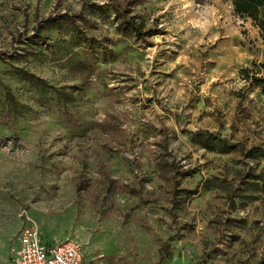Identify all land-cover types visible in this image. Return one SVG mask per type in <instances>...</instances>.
Returning a JSON list of instances; mask_svg holds the SVG:
<instances>
[{
	"label": "rangeland",
	"instance_id": "1",
	"mask_svg": "<svg viewBox=\"0 0 264 264\" xmlns=\"http://www.w3.org/2000/svg\"><path fill=\"white\" fill-rule=\"evenodd\" d=\"M130 2L153 29L146 42L118 33L109 0H0V264H11L27 215L47 240L83 242L87 264L264 259V158L248 153L264 148V91L243 79L264 72L259 29L230 0ZM68 10L100 46L90 89L67 108L39 105L20 68L73 81L55 31L43 46L27 38ZM7 89L33 110L10 111ZM162 158L184 173L177 186L160 178Z\"/></svg>",
	"mask_w": 264,
	"mask_h": 264
},
{
	"label": "trees",
	"instance_id": "2",
	"mask_svg": "<svg viewBox=\"0 0 264 264\" xmlns=\"http://www.w3.org/2000/svg\"><path fill=\"white\" fill-rule=\"evenodd\" d=\"M111 8L117 22L116 30L124 37H131L137 42H146L152 37L154 32L148 28L146 23L140 21L133 13L130 0H109ZM234 10L241 16L250 19L255 27L260 31L264 40V0H230ZM83 19L79 14L73 11L52 13L46 18L38 21L34 26L33 34L29 36L28 44L32 46H43L51 39L50 33L55 31L59 39L55 45L59 48L57 51H64L62 58L64 66L68 68V75L73 83L58 86L48 79L31 73L26 68H20L19 73L23 80L28 81L39 95V105L49 103L52 100L58 103L60 107L67 108L69 104L78 103L86 97L92 77L95 72L97 60L95 58L98 44L95 37L90 34L83 26ZM68 36V39L65 38ZM76 48L78 50H76ZM105 51H111L109 46H103ZM3 53H0L2 55ZM264 70V63L260 64ZM243 79L249 84L262 87L264 91V72L259 76V72L251 69L243 70ZM5 104L8 109L14 113L32 111L33 106L20 101L9 89L5 92ZM65 121L69 124H78L79 118L75 113L66 109L64 112ZM249 157L257 160L264 158L263 147H252L249 150ZM157 170L160 178L168 184L177 186L178 178L184 173L179 171L177 164L170 158H162L157 163ZM250 179L263 180L256 174L249 173L245 176ZM262 190L264 191V180L262 181ZM109 187H115L118 192H127V185L117 181L110 180ZM234 222L233 219L226 218L219 222L221 229L229 227ZM203 260L201 264H206ZM260 264H264V259Z\"/></svg>",
	"mask_w": 264,
	"mask_h": 264
},
{
	"label": "built area",
	"instance_id": "3",
	"mask_svg": "<svg viewBox=\"0 0 264 264\" xmlns=\"http://www.w3.org/2000/svg\"><path fill=\"white\" fill-rule=\"evenodd\" d=\"M86 256V246L78 239L45 241L27 215L12 248L11 264H84Z\"/></svg>",
	"mask_w": 264,
	"mask_h": 264
},
{
	"label": "crops",
	"instance_id": "4",
	"mask_svg": "<svg viewBox=\"0 0 264 264\" xmlns=\"http://www.w3.org/2000/svg\"><path fill=\"white\" fill-rule=\"evenodd\" d=\"M42 236H43V234H42ZM43 239L45 241H47V242H51L52 240H54V239L47 240V239L44 238V236H43ZM11 262H12V260H11ZM84 264H87V256H86V260H85V263Z\"/></svg>",
	"mask_w": 264,
	"mask_h": 264
}]
</instances>
